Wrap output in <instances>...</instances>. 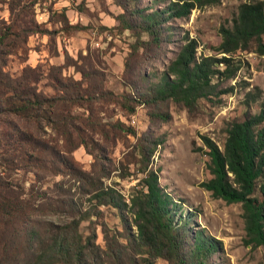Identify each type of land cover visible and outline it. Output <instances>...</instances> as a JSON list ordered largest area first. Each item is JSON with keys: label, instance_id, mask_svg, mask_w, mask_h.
Masks as SVG:
<instances>
[{"label": "rangeland", "instance_id": "obj_1", "mask_svg": "<svg viewBox=\"0 0 264 264\" xmlns=\"http://www.w3.org/2000/svg\"><path fill=\"white\" fill-rule=\"evenodd\" d=\"M131 1L0 0V99L40 101L25 115L0 119V199L27 208L0 225V264L8 257L1 249L24 250L33 232L50 236L74 221L82 220L84 237L96 230L102 247L104 224L111 234H135L129 208L150 173L176 203L174 224L209 242L206 264H264V247L249 242L243 205L202 186L213 177L204 138L222 150L233 123L264 112V55L256 46L218 51L222 29L252 0L196 3L181 18H168L166 9L195 0ZM136 11L164 12L158 44L143 48L149 34L126 28V20L136 27L144 21ZM191 41L198 63L229 58L214 66L209 95L194 107L124 104L168 74ZM15 125L20 132L10 129ZM103 191L128 207L100 201Z\"/></svg>", "mask_w": 264, "mask_h": 264}, {"label": "trees", "instance_id": "obj_2", "mask_svg": "<svg viewBox=\"0 0 264 264\" xmlns=\"http://www.w3.org/2000/svg\"><path fill=\"white\" fill-rule=\"evenodd\" d=\"M217 1L195 0L182 5H171L165 13H168V18H181L187 16L197 6L196 3L208 5ZM136 12L137 15L141 14L144 21L136 27L126 20V28H138L149 34L152 40L142 42L143 48L152 46L153 42L158 44L164 12ZM221 35L222 43L218 49L220 53L232 55L249 51L256 46V52L263 56L264 0H252L241 5L233 26L223 28ZM2 41L1 38L0 43ZM196 52L195 42L191 41L170 64L168 74L147 86L145 92L139 94L137 99L123 97L124 104L129 107L134 100L140 105H156L174 100L187 107H194L214 89L212 78L217 73L214 68L216 63L230 62L226 57L222 61L208 57L198 63ZM230 73L228 76H231ZM39 102L38 99L20 96L0 99V119L7 114L25 115L37 107ZM128 111L134 113L136 108L130 106ZM263 123L264 112L249 116L243 122L233 123L227 130L222 150L210 139L204 138L210 149L213 177L202 186L216 198L243 205L249 242L256 247H264ZM10 129L20 132L18 125ZM0 141L3 142L2 139ZM6 142L10 144L11 140ZM18 143L21 144L17 141L16 144ZM153 153L151 151L149 155ZM234 185H237V188ZM96 198L104 203L110 201L106 203H112L119 209L128 207V204L105 191L98 193ZM172 207H177L173 198L162 189L157 174L150 173L144 180L143 190L134 196L129 208L137 228L135 234L130 231L111 234L110 228L104 224L102 232L105 247H102L98 244L96 230L84 237L80 220L61 227L57 233L50 236H41L40 232L35 231L33 233L36 237H30L32 244H28L26 249L22 250L25 245L20 248L6 247L1 249V253L5 252L8 256L7 264H13L14 261L16 264H157L159 260L167 264H206L204 257L212 251L209 242L205 241L201 232L194 238L185 230H181L183 227L178 228L180 225L174 224ZM26 209L25 205L14 200L6 197L5 200L0 199V225L8 217L13 219L23 216L22 212ZM3 226L0 229H3ZM191 243L192 246L188 250L187 246Z\"/></svg>", "mask_w": 264, "mask_h": 264}]
</instances>
